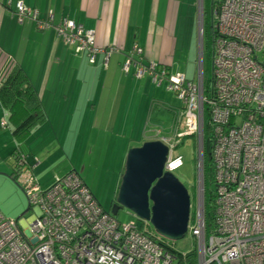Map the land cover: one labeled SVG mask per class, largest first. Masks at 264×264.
Here are the masks:
<instances>
[{
  "label": "built area",
  "instance_id": "2783aa9c",
  "mask_svg": "<svg viewBox=\"0 0 264 264\" xmlns=\"http://www.w3.org/2000/svg\"><path fill=\"white\" fill-rule=\"evenodd\" d=\"M199 14L202 16V0ZM212 12V87L204 97L202 29L198 30L195 81L137 59L135 47L122 65L136 79L148 77L154 85L167 82L168 91L182 105L174 139L194 137L198 146L196 215L188 225L196 264H264V0H215ZM19 20L32 18L38 28L47 25L22 4ZM202 19L200 18V25ZM65 45L94 64L99 50L95 32L64 20L56 28ZM118 52L110 48L109 53ZM107 57L105 62H107ZM209 110L212 153L215 234L205 238L202 199L204 108ZM172 162L173 139L159 140ZM180 159L174 160V163ZM21 161L16 184L23 191L31 222L21 230L0 213V264H172L168 256L133 223L120 225L105 214L89 189L74 173L56 178L41 190ZM18 170V169H17Z\"/></svg>",
  "mask_w": 264,
  "mask_h": 264
},
{
  "label": "crops",
  "instance_id": "0c3cea01",
  "mask_svg": "<svg viewBox=\"0 0 264 264\" xmlns=\"http://www.w3.org/2000/svg\"><path fill=\"white\" fill-rule=\"evenodd\" d=\"M146 1L0 0V86L11 70L18 66L28 78L46 118L45 123L32 130L28 140L33 132L34 136L42 132V137H45L47 132L43 130L48 123L49 102H53L51 107H55L60 101L64 104L67 100L69 103L79 101L81 96L83 105L74 111L79 112L81 118L88 116L93 119V128L98 127V130L111 134L119 130L121 134H127L126 137L137 130L135 123L142 119L146 109L150 113L153 106L148 105L149 100H145L139 91L152 82L148 83L151 81L148 77L136 79L132 70L125 74L122 71L125 59L130 57L133 48L140 47L143 48L141 64L154 63L169 70L172 64V39L168 31L157 24L162 16L167 15V10L161 11L166 0ZM144 2L150 6L145 14L142 11ZM17 4H22L37 17L38 22L47 26L38 28L31 17L19 20L15 10ZM64 20L95 32V47L100 53L93 65L84 55H76L66 47L63 36L56 33L57 26ZM110 48L118 52L108 54ZM145 78L147 81L143 80ZM76 92H80L77 98ZM163 139L157 134L146 136L142 133L141 136L142 144ZM24 144L17 146L14 142L13 127L8 123L7 110L0 100V213L15 222L26 210L23 191L15 184L11 172L15 155L20 156L18 161L28 164L30 174L38 181L41 190L51 187L56 178L75 171L73 168L68 173L51 174L47 169L48 159L43 160L44 156L41 159L36 155L39 149L34 153L27 152ZM29 154L34 161L28 157ZM31 219L17 223L19 228L26 230Z\"/></svg>",
  "mask_w": 264,
  "mask_h": 264
},
{
  "label": "rangeland",
  "instance_id": "374dc122",
  "mask_svg": "<svg viewBox=\"0 0 264 264\" xmlns=\"http://www.w3.org/2000/svg\"><path fill=\"white\" fill-rule=\"evenodd\" d=\"M210 1L212 0H204L206 9H208ZM146 2L144 5L142 4L143 14L150 7L145 5ZM199 2L198 0H166V5H161V11L167 10V15L164 18L162 16L157 22L163 30L168 31L165 30L172 39L171 75L183 74L187 81H195L199 26L203 32V24L200 25L202 16L200 17L199 14ZM139 23L143 26L141 22ZM211 67L212 61L204 52L202 70L205 82H209L212 77ZM147 79L143 80L147 81ZM148 83L150 84L151 81ZM167 86V82L164 81L160 86L152 83L141 87L139 94H143L142 97L149 100L148 105L153 106L150 113L147 112V109L145 110L142 119L135 123L137 130L131 136L128 134V138L127 134H121L119 130L113 134L98 130V127H94L95 130L92 127L93 119L91 120L88 116L82 118L78 116L79 112H75L74 109L76 107L81 109L83 96L79 101L74 100L73 103H69L67 100L66 105L60 101L55 107H51L53 102H49L48 123L43 130L47 132L45 137H42V132L37 136H34L33 132L32 137L24 144V150L34 153L35 149H39L36 155L44 156L43 160L48 159L47 169L51 170V174L68 173L74 168V174L82 179L102 211L107 214L116 200L127 152L142 145V133L146 136L157 134L160 138L174 139L176 121L178 122L182 112V105L172 92L168 91ZM77 87L81 89L80 85ZM79 93L76 92L75 98L79 96L77 95ZM69 105L71 106L67 113ZM174 145L172 159L179 157L181 161L180 164L177 162L179 167L172 171V174L189 194L196 192V196L194 195L190 200V217L192 218L190 225H193L196 215L197 192L200 191L198 188V146L195 138L177 139ZM42 146L46 148H42ZM42 150H45L44 153H41ZM28 157L33 160L31 154ZM171 163L174 161L172 160ZM23 198L24 208H27L28 204L24 195ZM30 217H32L31 211L16 222L20 223ZM115 220L120 225L133 223L139 229L143 225V222L138 221L131 212L123 208L119 210ZM11 221L15 222V220ZM147 227V233L155 235L149 224ZM175 246L178 251L187 253L192 249V240L187 235Z\"/></svg>",
  "mask_w": 264,
  "mask_h": 264
},
{
  "label": "water",
  "instance_id": "95a60500",
  "mask_svg": "<svg viewBox=\"0 0 264 264\" xmlns=\"http://www.w3.org/2000/svg\"><path fill=\"white\" fill-rule=\"evenodd\" d=\"M168 156L167 146L160 141L147 142L127 152L110 215L115 218L123 208L138 221L149 224L161 239L178 243L187 236L190 197L172 174L179 165L169 164ZM27 213L28 207L20 217Z\"/></svg>",
  "mask_w": 264,
  "mask_h": 264
},
{
  "label": "trees",
  "instance_id": "16d2710c",
  "mask_svg": "<svg viewBox=\"0 0 264 264\" xmlns=\"http://www.w3.org/2000/svg\"><path fill=\"white\" fill-rule=\"evenodd\" d=\"M216 5L217 3L215 2V0H212L210 1L208 9H206V4L204 0H202V24H203L202 49H203V55L204 52H206L209 58L211 59V61H212L211 38H212L213 25H214L212 12L214 6ZM127 58H129V56H127ZM141 59H142V55L137 59V61L140 62ZM158 67H159V71L160 70L165 71L166 76L168 78L171 76L170 70L167 67H162V66H158ZM203 82H204L203 85L204 97L209 98L212 87L211 79L209 82H205L204 74H203ZM0 100L4 108L7 110L8 123L13 127L14 142L16 143L17 146H21L24 143H26L32 130L36 129L37 127L45 123L46 118L42 110V107L40 105V102L36 97V94L32 90L28 78L24 75V73L18 66L11 70V72L6 76V79L4 80L3 84L0 86ZM209 114H210L209 110L205 106L204 116H203L204 126H203V146H202V199H203V214H204L206 239L215 234V196L213 191L214 179H213V166L211 161L212 129H211V121ZM177 128H178V122L176 121V129ZM184 138H194V137L192 136V137H184ZM173 140L175 144V141L177 139H173ZM173 149H175V145ZM19 158L20 156L15 155L16 161H18ZM177 159L180 158L177 157L172 160L174 161ZM22 167L25 168V170L30 171V167H28V164L26 162L25 164H22ZM20 171H21V166L15 168L13 167L11 170L12 176L14 177L15 180V184H16V178L20 174ZM194 195L196 196V192H191V194H189V197L191 196L190 200ZM107 214L110 215V212ZM191 222H192V218L190 217L189 225L191 224ZM135 227L138 231H143L148 236L149 240H151L153 243H155L156 245L158 244V247H160L165 253H167L168 256H172L173 257L172 264H196V251L193 241H192V249L187 253H182L176 249L175 246L176 243L172 244L171 242L161 239L156 234L151 235L147 233L148 227L146 223L143 222V225L140 227V229L137 228L136 225Z\"/></svg>",
  "mask_w": 264,
  "mask_h": 264
},
{
  "label": "bare ground",
  "instance_id": "6f19581e",
  "mask_svg": "<svg viewBox=\"0 0 264 264\" xmlns=\"http://www.w3.org/2000/svg\"><path fill=\"white\" fill-rule=\"evenodd\" d=\"M179 165V164H178ZM175 166H177V163L175 164Z\"/></svg>",
  "mask_w": 264,
  "mask_h": 264
}]
</instances>
